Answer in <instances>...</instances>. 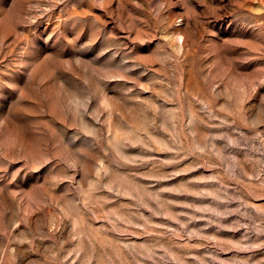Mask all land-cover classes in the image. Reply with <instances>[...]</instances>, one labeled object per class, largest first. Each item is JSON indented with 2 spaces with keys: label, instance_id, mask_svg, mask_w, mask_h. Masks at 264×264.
<instances>
[{
  "label": "rangeland",
  "instance_id": "obj_1",
  "mask_svg": "<svg viewBox=\"0 0 264 264\" xmlns=\"http://www.w3.org/2000/svg\"><path fill=\"white\" fill-rule=\"evenodd\" d=\"M0 264H264V0H0Z\"/></svg>",
  "mask_w": 264,
  "mask_h": 264
}]
</instances>
